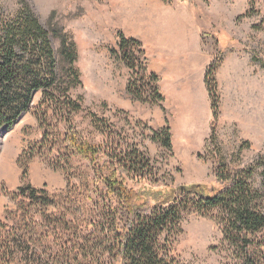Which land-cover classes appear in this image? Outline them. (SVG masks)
<instances>
[{
  "label": "rangeland",
  "instance_id": "obj_1",
  "mask_svg": "<svg viewBox=\"0 0 264 264\" xmlns=\"http://www.w3.org/2000/svg\"><path fill=\"white\" fill-rule=\"evenodd\" d=\"M26 2L44 28L53 22L75 44L79 83L69 94L82 107L71 115L77 129L94 144L106 140L105 135L119 146L133 144L149 160L150 180L128 181L129 187L149 195L156 192L159 201L181 186L200 185L209 192L217 188L215 175L222 166L235 173L264 156V67L255 60L264 62V0ZM17 10L18 0H0V15L12 16ZM119 35L140 43L144 55L135 53V61L159 78L163 100L142 103L128 94L132 72L110 53L117 49ZM51 43L57 51L58 41L52 38ZM141 74L138 68L136 87L150 95L151 85ZM40 99L41 93H35L31 110L11 128L0 130V166L7 168L0 172V237L19 227L16 235L24 241L32 237L39 245L52 243L56 236L38 227L40 232L33 231L35 223L45 227L50 222L43 217L57 218L65 212L72 216L71 231L82 234L84 216L75 200L89 207L97 200L101 207L104 200L103 190L90 180L91 165L68 156L64 125L51 112L44 117ZM211 101L217 105L216 119ZM89 115L105 126L94 125ZM187 125H194V140L183 138ZM164 128L169 130L170 150L151 140ZM262 179V169L256 168L250 184L261 189ZM24 185L35 189L39 200L54 203L35 206L15 199L14 193ZM190 206L182 212L178 232L169 229L159 235L158 257L166 264H250L253 254L264 264V240L258 244L260 250L241 255L223 242L215 212L200 214ZM255 236L260 239L263 234ZM94 239L89 237L84 253L53 252L51 257V250L42 251V264H120L113 236L103 245V236ZM12 262L25 264L19 256Z\"/></svg>",
  "mask_w": 264,
  "mask_h": 264
},
{
  "label": "trees",
  "instance_id": "obj_2",
  "mask_svg": "<svg viewBox=\"0 0 264 264\" xmlns=\"http://www.w3.org/2000/svg\"><path fill=\"white\" fill-rule=\"evenodd\" d=\"M52 38L58 41L57 51L52 48ZM110 53L131 70L127 92L134 100L148 104L163 100L158 93L159 78L147 73L145 65L135 61V53L144 55L139 42L119 35L117 49H110ZM76 57L71 37L53 22L49 23L48 29L44 28L26 0H18V10L12 16L0 15V130L11 128L21 115L28 113L33 95L40 92L39 108L43 110L44 117L47 118V113L51 112L64 125L62 140L68 156H78L91 165L90 180L103 190L104 195L101 207L98 200L90 201L92 208L75 200V208L84 216L82 234L80 230L77 234L71 231L72 216L65 212L59 213L57 218L43 217L50 220L45 227L34 225L35 233L40 232L39 229L54 232L56 236L52 243L44 241L39 245L32 237L24 241L14 233V229L19 227L4 233L5 237H0V264H13L18 256L25 264H42V251L45 250H51V257L53 252L57 255L75 251L84 253L90 243L89 237L96 240L101 236L102 245L107 237L113 236L116 260L120 264H166L164 257H158L157 250L161 248L159 235L169 229L178 232L182 212L190 205L200 214L215 212L223 242L233 250L241 255H247L251 249L260 250L258 244L264 240V156L235 173L222 166L215 175L217 188L209 192L200 185L181 186L159 201L156 192L149 195L139 188L129 187L128 181L150 180L152 167L146 155L135 145L119 146L106 135V140L101 143H91L72 122L71 115L82 111L81 104L69 94L79 83L78 71L74 67ZM255 60L264 67V62ZM138 68L142 72L139 76L151 85L150 95L136 87L138 76H134ZM211 111L213 119H216L217 105L213 101ZM89 116L97 127L105 126L102 121ZM151 140L159 142L167 150L171 149L167 128L155 132ZM256 168L262 169L261 189L250 184ZM36 193L35 189L24 185L17 189L14 198L22 202L27 200L35 206L54 203L48 199L39 200ZM149 199L154 201L153 205ZM260 233L263 237L257 239L255 235ZM258 262V254H253L250 264Z\"/></svg>",
  "mask_w": 264,
  "mask_h": 264
},
{
  "label": "bare ground",
  "instance_id": "obj_3",
  "mask_svg": "<svg viewBox=\"0 0 264 264\" xmlns=\"http://www.w3.org/2000/svg\"><path fill=\"white\" fill-rule=\"evenodd\" d=\"M185 126L186 125H183V127H185ZM187 127L189 128L188 134L186 136H183V138L185 140H188V141L194 140L193 135H195V132H194V134L192 133V129H193L194 125H187ZM6 170H7L6 166H3V165L0 166V172L1 173L5 172Z\"/></svg>",
  "mask_w": 264,
  "mask_h": 264
},
{
  "label": "crops",
  "instance_id": "obj_4",
  "mask_svg": "<svg viewBox=\"0 0 264 264\" xmlns=\"http://www.w3.org/2000/svg\"><path fill=\"white\" fill-rule=\"evenodd\" d=\"M190 11H191V16H192V19H193L195 25L198 27L199 32H202L201 31V25L199 24V21H198V18L196 16L195 12L193 10H191V9H190Z\"/></svg>",
  "mask_w": 264,
  "mask_h": 264
}]
</instances>
